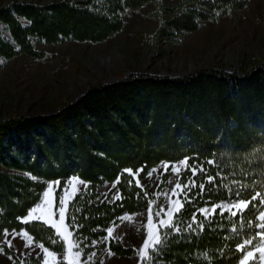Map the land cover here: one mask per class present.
Segmentation results:
<instances>
[{"label":"trees","instance_id":"trees-1","mask_svg":"<svg viewBox=\"0 0 264 264\" xmlns=\"http://www.w3.org/2000/svg\"><path fill=\"white\" fill-rule=\"evenodd\" d=\"M246 1L176 0L166 4L165 0H12L0 4V67L20 53L44 56L37 41L104 40L123 27L127 10L149 2L159 20L153 33L148 34L156 44L162 37L179 40L203 20L213 21L241 9ZM122 100L126 104L122 105ZM183 158L188 165L193 160L203 163L208 175L219 174L211 203L205 205L198 197V207L227 199L230 189L234 192L245 186L243 198L250 200L257 192L264 197V61L247 71L206 68L180 78L136 73L97 84L54 112L1 120L0 236L23 229L35 241L61 251L63 240L52 225L33 220L25 224L22 218L39 201L48 180H58V196L66 179L77 174L87 187L68 201L66 223L73 226L69 229L83 252L99 249L105 243L91 247V241L103 236L110 223L153 202L152 194L136 186L137 179L144 178L161 161ZM209 160L214 163H207ZM141 168L139 177L124 171L131 169L135 174ZM169 174L163 173L164 181ZM118 175L121 183L99 199V187L105 182L114 184ZM185 176L191 173L184 168L178 178L182 185ZM200 182L198 177L193 192L199 191ZM115 190L122 199L113 202L110 197ZM255 203L259 205V199ZM216 212L211 217V232L205 224L202 234L184 236L191 243H178L177 237L186 233L191 220L189 212L187 220L179 225L181 233L165 240L171 247L159 264H235L242 255L238 245L245 239L254 243L255 228L248 224L258 222L255 217L259 210L252 216L245 212L234 220L227 219V211L223 217L219 208ZM201 219L197 217L198 222ZM164 231L159 229V239L164 240ZM107 245L116 254L135 253L131 246L112 238ZM3 248L12 254L5 245ZM155 250L154 245L149 247L138 264H156ZM28 259L35 264L39 257Z\"/></svg>","mask_w":264,"mask_h":264},{"label":"rangeland","instance_id":"rangeland-1","mask_svg":"<svg viewBox=\"0 0 264 264\" xmlns=\"http://www.w3.org/2000/svg\"><path fill=\"white\" fill-rule=\"evenodd\" d=\"M9 1L12 0H0V4ZM19 1L44 3L55 0ZM175 1L165 0V3L173 4ZM152 10L154 7L150 2L137 9L127 10L124 13L123 27L104 40L95 42L65 40L59 43L37 41L36 46L45 52L44 56L34 57L20 53L5 60L0 67V121L54 112L97 84L115 82L136 73L180 78L206 68L225 72L247 71L264 61V0H247L241 9L231 10L213 21L203 20L195 30L186 32L179 40L162 37L158 38L156 44L148 37L159 21ZM164 12L165 16L169 13L167 10ZM123 104H126L124 100ZM184 160L185 158L169 163L161 161L149 170L152 172L150 177L146 175L139 179L140 185L153 195L151 207L155 236L159 219L166 218L163 215L160 218L155 217V212L162 206L165 212L167 211L171 200L175 199L171 193L180 176L172 173L169 167L170 174L164 181L162 175L165 172V165L175 164L181 172L185 168ZM153 169L155 171H152ZM80 181L85 183L82 184ZM49 184L52 185L51 189L48 188ZM85 184V180L72 174L66 179L57 196L58 180L47 181L44 191H50L48 197L50 205L49 209L45 210V219L47 211L50 210L52 213V219L48 220L47 224L59 223L60 200L63 198L68 203L77 191L85 187ZM112 186L113 183H103L99 187L101 192L99 199L104 198ZM165 193L167 198L164 196ZM117 194L118 191L115 190L110 200ZM44 199L42 193L38 203L43 204ZM232 202L230 199H222L215 204ZM212 205L207 207L210 208ZM148 208L149 205L141 211L122 214L118 222L111 223L108 227L112 230L111 238L122 245L128 244L124 246H131L135 253L139 249L142 250L144 241L148 239ZM67 230L70 231L69 227ZM257 231L254 229V232ZM106 236L96 239L98 241L96 245L108 242L109 239L103 241ZM253 237L254 243L248 250H254L256 245L264 243L259 235ZM63 242L66 253L67 242L64 240ZM4 245L11 250V257L18 263L20 260L14 250L16 247L14 245H11L13 248L9 247L6 241L0 243L3 253H7ZM151 246L152 244L149 245ZM98 250L93 251L96 253L95 256H90L91 264L99 262L123 264L128 260L127 257L117 259L116 255L107 249ZM143 252L146 255L148 249ZM242 256L243 253L240 258ZM25 257L26 260L30 258ZM25 257L23 256L21 260L25 261ZM257 261L264 264L258 252L247 264H257ZM235 264H239V260Z\"/></svg>","mask_w":264,"mask_h":264},{"label":"snow or ice","instance_id":"snow-or-ice-1","mask_svg":"<svg viewBox=\"0 0 264 264\" xmlns=\"http://www.w3.org/2000/svg\"><path fill=\"white\" fill-rule=\"evenodd\" d=\"M185 166V171L190 172L191 176H185L183 179L185 183L182 185L179 179L176 181L174 188L172 189V197H175V199L171 200L170 206L168 207L167 211L165 212L164 207H160L159 210L155 212V217L160 218L165 216L166 218L159 219V224L157 225L158 229H164L163 236L164 240L156 238L154 235L153 230V209L151 207V201H149V208H148V215H147V225H148V239L144 241L143 249L141 250V255H143V250L148 249L149 245L152 244L155 246V252H154V260L156 264H159L160 260L163 258L164 252L167 250V248H170L171 245H165V240L171 239V237L176 233H181V228L179 225L183 224L185 220L188 218V213L191 212V220L186 224V233H182L181 236L177 237V242H185V243H191L192 241L190 239H184V236L187 234H195V233H201L203 232V229L205 227V224L209 226V232L212 231L211 225H213V220L211 219L212 216L217 215V208L220 209L219 216L223 217L225 211L229 213L227 219L234 220L235 217L238 215L243 217L245 212L249 216H252L255 214L257 210H259L258 216L255 217V220L258 222L249 223V228H255L258 231L253 233V236L259 235L262 240H264V197L261 196V193L257 192L255 195L251 197V199H245L243 198L245 187L237 188L234 192L230 189L227 199L232 200V203H225V204H213L212 207L207 206H197L199 201L198 197L204 201V204L207 205L211 203L212 196L215 193V189L217 187L216 179L219 176V174L208 175L206 168L204 167L203 163H198L195 160H193V163L191 165H188L187 159L183 161ZM207 163L212 164L213 161L209 160ZM169 167L171 168L172 173H176L177 176L180 174V169L177 165H165V174H168ZM129 173V175H136L139 177V174L143 169L137 170L135 174L132 173L131 169L124 170ZM152 171H155L153 169ZM147 175L150 177L152 175V172H148ZM200 178L201 182L199 183V191L193 192L194 189L197 188V178ZM80 183L84 184L85 182L80 181ZM120 178L119 175L117 177V180L113 184V187L115 188L117 184H120ZM131 181H129V185L131 186ZM207 187V193L205 191ZM137 187H142L139 183V179L136 181ZM85 187H87V184H85ZM48 188L51 189L52 185L49 184ZM50 195V191H44V203L40 204L37 203L34 207L31 208V211L27 214L28 218H30L33 221H43L45 224L48 222V220L52 219V213L51 211H47V218L45 219L44 213L46 209H49L50 201L48 200V197ZM145 195L147 193L145 192ZM165 198H167V193L164 194ZM206 197V199H205ZM122 197L117 194L113 198V202L121 200ZM259 199V205L255 203ZM66 201L62 198L60 200V207H59V223H53L52 227H54L59 234V236L67 242V251L63 255V261L61 264H63L64 261L67 262V264H76V258L80 257L83 249L80 247L79 243L74 242L71 237L73 235L72 232L68 231V227H73L72 225H65V213H66ZM185 205H188L190 207L186 208ZM249 205H251V208H249ZM121 207H123V204H121ZM195 209V210H192ZM235 209V211H233ZM200 216L202 219L198 222L197 217ZM24 223H29V219H25ZM195 225V227H194ZM99 227V226H98ZM78 231V229H77ZM233 232L236 230L233 229ZM28 233L25 232V235ZM112 237V230H107V236L104 237V240L107 241ZM98 241L96 239H93L91 241V247H95ZM253 244L252 239H245L243 243L238 245L237 251L242 252L243 256L239 259V264H247V262L250 259L255 258V254L258 252L260 254V260L264 261V243L256 245L254 250H248V247ZM162 245H165L163 248H161ZM89 245H86L88 247ZM9 247H11V244L9 243ZM41 249H43L44 252V264H49V259L52 261L56 260V253L54 251H49L48 248H45L43 244L39 246ZM75 249V251H74ZM2 250V249H0ZM96 253H91V256H95ZM85 264H87V261H85ZM165 264H170V262H165ZM257 264H260V261H257Z\"/></svg>","mask_w":264,"mask_h":264},{"label":"crops","instance_id":"crops-1","mask_svg":"<svg viewBox=\"0 0 264 264\" xmlns=\"http://www.w3.org/2000/svg\"><path fill=\"white\" fill-rule=\"evenodd\" d=\"M23 219H29L27 215H25L23 217ZM109 227V226H108ZM108 227L106 228V234H107V229ZM56 230V229H55ZM25 230L23 229H20V230H11V231H7V232H4L1 236H0V243H3V242H7V245L9 246V243L11 245H14L16 247V249L14 248L15 252H16V255L18 257V260L19 262H15V260L11 257L10 254H7V253H3L2 250H0V264H28V262L31 264L30 260L29 259H25V261L21 260L23 258V256H30V257H35V256H38L39 257V260L35 263V264H44V252H43V249H41L39 246L42 244L41 242L39 241H35L31 234H28L25 235ZM71 232V230H70ZM105 234V236H106ZM104 236V235H103ZM156 236H158V228H157V234ZM5 237V239L3 238ZM72 239L74 242L77 243V241L73 238L72 236ZM105 241V240H103ZM124 245H128V244H124ZM45 248H48L46 246H44ZM11 248H13L11 246ZM137 248V247H136ZM1 249V247H0ZM49 251H53L51 250L50 248H48ZM106 249L116 255L117 259H119L120 257H127L128 260L124 261L123 264H138L141 256L145 255V252H143V255H141V250L139 249L135 254L133 255H119V254H116V253H113L111 250L108 249V247L105 245L103 246V248L101 247L99 250H103V251H106ZM98 250V251H99ZM75 251V249H74ZM94 250H91L87 253L85 252H82L81 256L76 258V264H85V261H87V264H91V259H90V256H91V253H93ZM56 253V260L55 261H52L51 259H49V264H53L55 262H58V261H63V255L65 254L64 252V248L63 250L61 251H54ZM122 260V259H121ZM98 264H101L100 262Z\"/></svg>","mask_w":264,"mask_h":264}]
</instances>
